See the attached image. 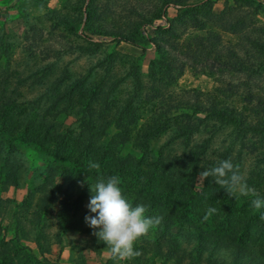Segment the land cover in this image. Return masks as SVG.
<instances>
[{
	"label": "rangeland",
	"instance_id": "obj_1",
	"mask_svg": "<svg viewBox=\"0 0 264 264\" xmlns=\"http://www.w3.org/2000/svg\"><path fill=\"white\" fill-rule=\"evenodd\" d=\"M247 1L0 0V264H116L85 223L105 175L69 151L73 131L87 140L81 129L104 135L105 158H123L106 178L118 176L129 202L162 218L128 264H264L251 194L232 197L201 176L230 159L264 196V133H244L254 141L241 145L242 134L194 109L264 124V66L252 73L259 53L244 38L252 23L264 26V0ZM136 72L154 94L123 122ZM158 118L166 128L156 134Z\"/></svg>",
	"mask_w": 264,
	"mask_h": 264
},
{
	"label": "clouds",
	"instance_id": "obj_2",
	"mask_svg": "<svg viewBox=\"0 0 264 264\" xmlns=\"http://www.w3.org/2000/svg\"><path fill=\"white\" fill-rule=\"evenodd\" d=\"M204 178L222 186L226 192L235 197L237 193L248 196L251 194V208L264 220V196L249 187L243 174L233 162L221 160L216 166L207 168L201 173ZM93 195L88 204L90 215L85 217V223L95 230L98 240L107 245L116 264H128L141 255L136 249V243L149 235L161 223V217L147 215L148 209L143 204L133 205L125 197L122 181L116 176H109L92 184ZM216 212L210 207L204 216Z\"/></svg>",
	"mask_w": 264,
	"mask_h": 264
},
{
	"label": "trees",
	"instance_id": "obj_3",
	"mask_svg": "<svg viewBox=\"0 0 264 264\" xmlns=\"http://www.w3.org/2000/svg\"><path fill=\"white\" fill-rule=\"evenodd\" d=\"M249 1V3H248ZM247 1V5H249V8L253 9V6H256L254 3V0H248ZM257 6H261V5H257ZM258 13L257 11H252L251 13V18L253 19L255 16H257ZM210 23H215L217 26H223V24L221 23L222 20H219L220 18L218 16H215L213 14L210 13ZM246 40V44H248L250 46V49H252L253 51H256L259 53V58L256 57V55H252L250 57V65H251V69H252V73L255 72L256 68L258 70V68L264 66V60L263 58V54H264V26L262 27H257L255 25V23H252V25L250 26V32L249 34H247L245 37ZM122 41L131 44V45H135L138 46V42L134 41L133 39H130L128 37H122ZM203 40L198 39L196 42L197 47L200 48H204L205 49V43L202 42ZM213 41V40H212ZM209 46H207L206 49H208ZM193 52H197L194 49H190V51L188 52L193 53ZM261 54V55H260ZM196 56V55H195ZM138 73L136 72L135 74V78H136V85H137V91L133 92L128 100L127 106L125 108H123V110L120 113V120L121 121H125L126 117H128L129 115H131V113H138V110L135 108V104L137 100H140L141 96L142 98H146V100H148V98L150 96H153L154 91L152 90V88L147 90L146 93V87L145 84L143 83V80L141 79L140 75L138 77ZM142 104L140 105V108H142ZM195 111H205L208 112L209 116H211L212 118H218L222 121L221 124H223L224 122L231 126L233 131L236 132L237 136L240 137V135L242 134V137H240L238 140L240 141L241 145L243 144L244 146H246L248 144V142H253L254 139L253 138H249L247 137L246 134L244 133H252V134H260V133H264V124H252L251 122L248 121L246 116H243L242 114H236L233 111H227V110H219L217 109L214 105L211 107V111L210 109H205L203 107H195L194 108ZM160 118L162 119V114L160 115ZM158 118L157 123L159 124V126L155 129L156 131H159L161 128H166V126H164L162 124V120ZM139 118H137L135 120L136 126L139 123ZM200 122L203 123V120L201 119ZM201 124V123H200ZM200 124H198L196 127L195 125H190L187 124V130L193 131V132H199L200 130ZM138 127V126H137ZM186 127H183V129H180L182 131H185ZM122 129H126L125 134H127L128 136H131L133 129L129 130L128 128H124L121 127ZM179 131V129L177 130V132ZM74 132L73 131L69 136L67 137V142H69V146L70 150L69 151H75L77 153V155H80L84 160H87L89 158L88 162L89 164H94L97 166V164H99L100 166H102V169L99 170V175L103 176L105 175L106 178V174H110V172H115L117 170H119V168H117V163L118 161H122L123 158H121L119 155L118 156H113V157H106L105 158V154H106V149L107 147H105V142L103 139V136H98L96 137V141H95V130L94 129H89V130H80V136L81 138H83L85 136V138H87L86 141L82 142V141H77L75 140V136H74ZM158 132H156L157 134ZM161 133V132H160ZM159 133V134H160ZM214 130H213V134H214ZM84 135V136H83ZM48 137H53L54 133L53 131H51L50 133H47ZM148 139H151V136H147L146 137V141ZM66 143V142H65ZM32 144V143H31ZM39 145V147H43L41 143H37ZM239 154H241V151L239 152ZM103 155V157L101 156ZM241 158V156H240ZM75 160H77L79 162L78 159H74L72 162H74ZM76 161L75 164H80ZM74 164V163H73ZM139 165V164H138ZM127 167V172H131V166L130 164L126 165ZM83 168V167H82ZM95 172H97V167L94 169Z\"/></svg>",
	"mask_w": 264,
	"mask_h": 264
}]
</instances>
